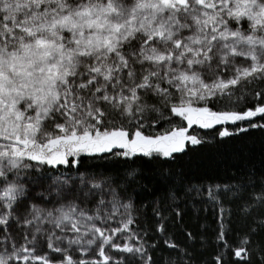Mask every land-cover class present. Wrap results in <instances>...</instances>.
<instances>
[{
    "label": "snow or ice",
    "instance_id": "snow-or-ice-1",
    "mask_svg": "<svg viewBox=\"0 0 264 264\" xmlns=\"http://www.w3.org/2000/svg\"><path fill=\"white\" fill-rule=\"evenodd\" d=\"M254 88L257 103L243 111L208 107L235 103ZM173 117L186 127L146 134L163 121L174 125ZM260 121L264 0H0V264H125L106 249L151 264L120 191L137 179L136 169L119 182L80 175L78 186L62 173L49 191L36 192L38 200L28 184L39 179L29 171L107 154L174 161L204 142L189 132L193 125L246 132L264 128ZM72 187L83 206L64 198ZM218 191L208 190L217 203ZM255 200L264 205V192ZM218 240L227 247L223 230ZM248 243L245 237L233 253L250 264ZM42 247L49 251L36 255Z\"/></svg>",
    "mask_w": 264,
    "mask_h": 264
},
{
    "label": "trees",
    "instance_id": "trees-1",
    "mask_svg": "<svg viewBox=\"0 0 264 264\" xmlns=\"http://www.w3.org/2000/svg\"><path fill=\"white\" fill-rule=\"evenodd\" d=\"M257 90L259 88L247 91L244 99L235 103L209 102L208 107L213 111H243L257 103L253 98ZM172 119L174 125L163 121V126L145 129L146 134L156 135L171 126L186 127L185 121L176 117ZM242 123L247 124L246 121ZM224 128L234 134L222 137L220 131ZM191 132L204 142L196 146L187 145L184 152L175 154L177 158L174 161L145 157L126 159L107 154V159L81 156L80 163L72 168L61 165L30 170L29 175L39 179V183L29 182L30 195L38 200L36 192L49 191L53 177L62 173H67L62 178L78 186L80 175L87 178L103 174L119 182L134 168L137 179L120 191L124 200L131 201L133 205L136 219L133 227L147 242L151 264H217V256L222 257L221 264H249L235 258L233 253V249L241 247L245 237L249 239L245 247L250 249V264H264V226L259 223L264 220V205L255 200L257 194L264 192V128L240 132L236 125L227 124L209 129L193 128ZM216 186H219L218 203L208 195V190L216 189ZM225 186L228 191H225ZM233 191L237 193L235 196ZM64 198L84 205L75 187L69 188ZM94 199L87 203V207L93 206ZM246 207L250 211H245ZM154 210L161 216L158 217ZM161 222L165 228L163 233L157 231ZM222 230L227 247L218 240ZM166 240L178 245V249L169 248ZM19 242L20 237L17 236ZM153 244L155 247L151 246ZM48 251L42 247L36 255ZM119 256L125 257V264H142L139 259L128 258L129 254L118 252ZM92 258L100 259L94 255ZM16 264L24 262L17 261Z\"/></svg>",
    "mask_w": 264,
    "mask_h": 264
},
{
    "label": "rangeland",
    "instance_id": "rangeland-1",
    "mask_svg": "<svg viewBox=\"0 0 264 264\" xmlns=\"http://www.w3.org/2000/svg\"><path fill=\"white\" fill-rule=\"evenodd\" d=\"M193 128H196V129H197V128H199V127L196 126V125H193L192 129H193ZM192 129H189V132H190L191 134H194V133L191 132ZM119 242H120L121 244H123L125 241H124V240H119ZM106 251H108L110 255H113V256H117V257H118V252H115V251H112V250H109V249H106Z\"/></svg>",
    "mask_w": 264,
    "mask_h": 264
}]
</instances>
